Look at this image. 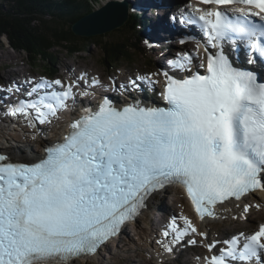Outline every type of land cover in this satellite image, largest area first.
Returning a JSON list of instances; mask_svg holds the SVG:
<instances>
[{"label":"snow or ice","instance_id":"obj_1","mask_svg":"<svg viewBox=\"0 0 264 264\" xmlns=\"http://www.w3.org/2000/svg\"><path fill=\"white\" fill-rule=\"evenodd\" d=\"M186 7L170 20L198 29L201 39L179 41L195 43V50L177 53L169 70L111 85L122 94L159 87L163 106L138 98L117 105L102 96L71 119L43 157L21 162L0 153V264H74L94 256L155 192L173 184L186 189L201 221L220 219L229 203L249 213L246 199L264 192V76L232 57L242 49L247 64L264 65V0H196ZM78 81L88 90L78 93L79 82L61 79L25 81L27 98L5 115L33 128L51 124L78 95L108 90L97 77ZM3 91L19 93L21 86ZM179 220L183 226L173 217L158 241L167 253L199 236L210 253L203 264H264V224L209 241L188 216Z\"/></svg>","mask_w":264,"mask_h":264},{"label":"trees","instance_id":"obj_2","mask_svg":"<svg viewBox=\"0 0 264 264\" xmlns=\"http://www.w3.org/2000/svg\"><path fill=\"white\" fill-rule=\"evenodd\" d=\"M94 10L93 0H0V44L6 39L12 50L26 53L33 66L39 59L47 60L44 69L54 76L57 73L52 55L55 48L75 54L84 51L89 42L102 38H81L72 31L77 21ZM142 22L139 16L131 15L119 29L123 30L121 39L112 43L98 40L106 70L111 71L123 61L134 64L137 54L144 53L140 39L145 32L138 27ZM146 63L151 67L153 62L147 58Z\"/></svg>","mask_w":264,"mask_h":264},{"label":"rangeland","instance_id":"obj_3","mask_svg":"<svg viewBox=\"0 0 264 264\" xmlns=\"http://www.w3.org/2000/svg\"><path fill=\"white\" fill-rule=\"evenodd\" d=\"M97 1V0H94ZM104 0H100L99 4H96L95 10L100 9L103 5ZM95 4V3H94ZM4 7H8V4H3ZM121 29V28H120ZM123 30H115L111 33H107L105 35H102V38L96 39L94 41H91L86 46V49L82 52H78L72 55H69L67 51L57 47L52 51V55L54 57V60L56 61V69L57 72H60V68H63L64 64H73L75 66H79L80 68H86L93 71V73H100L103 75H107L108 71L105 69V67L102 64V61L104 59V53L101 48L102 44H97V42H100L98 40H101L102 43L108 42L112 43L119 38L121 39ZM99 37V36H98ZM5 39V38H4ZM143 47V45H142ZM144 48V47H143ZM137 58L134 59V64H127L123 63L122 65H119L122 67V70L120 72H135V70H145V63L147 58L149 57V54L144 51V53L137 54ZM47 64V60H38L35 62V66H33L30 63V59L26 53L23 52H17L10 48L9 43L5 40V43L0 44V82L1 80L5 79L6 76L9 74L10 70L8 68L10 66L11 69H14L13 67L18 70H24L21 76L25 74H35V75H49L53 77V75L48 74L44 66ZM62 64V65H61ZM18 66V67H17ZM119 66L115 67L114 69H117ZM124 69V70H123ZM17 70V73H18ZM8 71V72H7ZM15 72V71H14ZM15 72V76H19ZM8 140V142L6 141ZM1 142L3 143L2 146L5 145L8 146H19L23 151L29 153V149H33V151L36 150L39 152L41 150L40 145H38L35 142L30 141V139L24 135L23 132L17 130L12 131L9 135V137L1 139ZM31 142V143H29ZM5 148V147H4ZM27 150V151H26ZM32 151V150H31ZM254 199V200H253ZM164 200V201H163ZM256 200V201H255ZM252 201V202H251ZM262 201L258 196H255L250 200L251 203ZM165 203V207H168L169 200L167 195L161 198L158 203H155L154 207H148L149 208V215L143 216L137 226H132L129 229V232L126 237H124L120 242H115L113 244H109L107 248L102 249L98 257L93 259L92 261H80L75 264H143L146 262V264H159L160 262L153 259L152 254L155 252V249L152 247V243L159 237V226L152 224L151 220L156 218V214L159 216V219L156 223H158L161 220V208L162 205ZM164 207V208H165ZM160 208V209H159ZM179 208V205L176 206V209ZM166 209V208H165ZM152 210V211H151ZM168 210V209H167ZM148 211V209H147ZM183 211V210H182ZM155 212V213H154ZM169 212V210H168ZM154 213V214H153ZM260 212H254L253 219L255 221H264V215L260 216ZM166 226V225H165ZM167 227V226H166ZM213 227H216L218 229L217 233H219V227L218 225H214ZM243 225L239 224V227L235 228L233 232H237L241 229H243ZM255 226H251V229H249L251 232L256 230ZM231 232V233H233Z\"/></svg>","mask_w":264,"mask_h":264},{"label":"bare ground","instance_id":"obj_4","mask_svg":"<svg viewBox=\"0 0 264 264\" xmlns=\"http://www.w3.org/2000/svg\"><path fill=\"white\" fill-rule=\"evenodd\" d=\"M105 1V0H104ZM103 2V1H102ZM104 3H106V1L104 2ZM148 2L146 1V4L144 3V2H142V3H140L139 4V7H140V9H139V11H137V15L142 19V26L140 27V29H142V30H144V32H145V34L143 35V38L144 39H150V41L152 42L154 39H155V36H157V37H161L162 35H164V33H165V30L168 28V31H169V33L171 34V35H173V36H175L176 35V32L172 29V26H173V24L170 22V20H168L167 21V19L165 18V9H164V11L160 14V15H156V14H154L153 12H151L149 9H151V6L149 7L148 6V4H147ZM167 3H168V5H169V7H168V11H169V13L170 14H173L174 12H175V10L177 9V5L175 4V3H172V1L171 0H167ZM105 4H103V6H104ZM102 6V7H103ZM167 11V10H166ZM169 14V15H170ZM169 17V16H168ZM167 17V18H168ZM168 22V24H167V22ZM161 22H163V23H165V26H162V25H160L159 26V23H161ZM162 23V24H163ZM147 27L149 28L148 30H147ZM162 29H164V30H162ZM145 36H146V38H145ZM163 41L165 42V39H163ZM158 60H159V57H158ZM160 63H161V61H160ZM62 65V64H61ZM65 68H68L69 66H70V64H67V63H65L64 65H63ZM72 67H74V65H72L71 66V68ZM61 69V68H60ZM23 71L24 70H18V73L17 74H19V76H21L22 74H24L23 73ZM11 73H12V71H10ZM27 74H25V75H23V76H26ZM102 81H104V79H102ZM112 97H113V95H112ZM114 100V98H112V101ZM19 131H21V130H23V128H19L18 129ZM17 131V130H16ZM12 131H8L7 129H5V128H3V127H0V136L2 137L1 139H4V138H6L7 139V137H9V135H10V133H11ZM22 132V131H21ZM7 142H8V140H6ZM36 143L38 144V145H40V147L42 148V145H43V143H44V141H39V140H37L36 141ZM2 142H1V140H0V148H3L4 150H5V152L10 156V157H12L14 160H18V161H21V162H32V161H35L37 158H39V157H42V154L40 153V151L38 152L37 150H36V152H35V150L33 151V149H29V153L28 152H25V151H23L19 146H17V147H15V146H8V145H5L4 147L2 146ZM32 150V151H31ZM27 151V150H26ZM164 197H165V195H163ZM255 196H258L262 201L261 202H263L264 203V193H257L256 195H252L250 198H249V201L252 199V198H254ZM155 198H160V197H157V196H155ZM151 199V200H149L148 202H147V205H148V207H154L155 206V203H156V199ZM254 200V199H253ZM256 201V200H255ZM180 202H182L181 200H180ZM252 202V201H251ZM263 211H264V207H263V209H262ZM152 211V210H151ZM150 213V211H149V208H148V211H146L145 212V216H147L148 214ZM155 213V212H154ZM153 213V214H154ZM220 213H221V218L222 217H224V216H231V217H234L236 214H239V213H241V211H240V209H237V207L235 206V204H231L230 206H226V207H224V208H221L220 209ZM160 214H161V217L163 218L164 217V219H165V215H168L169 214V212H168V210L167 209H162L161 210V212H160ZM143 217V216H142ZM159 219V216L156 214V218H154V219H152L151 220V222H152V224H154V223H156L157 222V220ZM218 220H220V219H217V220H215L214 222H213V224L211 225V228L213 229L212 230V234H214L215 235V233H217V231H218V229L216 228V227H213L214 225H217V221ZM255 219H252L251 221H252V223H253V221H254ZM154 222V223H153ZM160 222V221H159ZM250 224L249 226H252L253 224ZM166 225V224H165ZM134 226H137V224L136 225H134ZM166 226H168V225H166ZM126 232L128 231V228H126V230H125ZM122 240V239H121ZM117 243V241H114V243ZM118 242H120V241H118ZM206 253H208V251H207V249H206ZM98 257V254H96V255H94V256H92V257H89V260H93V259H95V258H97ZM88 260V261H89ZM84 264H85V262H83ZM143 264H146V262L145 263H143ZM148 264V263H147Z\"/></svg>","mask_w":264,"mask_h":264},{"label":"water","instance_id":"obj_5","mask_svg":"<svg viewBox=\"0 0 264 264\" xmlns=\"http://www.w3.org/2000/svg\"><path fill=\"white\" fill-rule=\"evenodd\" d=\"M128 20L129 14L125 6L111 2L81 18L72 26V31L81 38L97 37L122 28Z\"/></svg>","mask_w":264,"mask_h":264}]
</instances>
